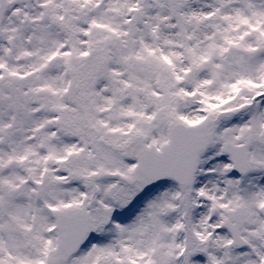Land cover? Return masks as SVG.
I'll return each mask as SVG.
<instances>
[{
  "label": "snow or ice",
  "instance_id": "snow-or-ice-1",
  "mask_svg": "<svg viewBox=\"0 0 264 264\" xmlns=\"http://www.w3.org/2000/svg\"><path fill=\"white\" fill-rule=\"evenodd\" d=\"M0 264H264V0H0Z\"/></svg>",
  "mask_w": 264,
  "mask_h": 264
}]
</instances>
